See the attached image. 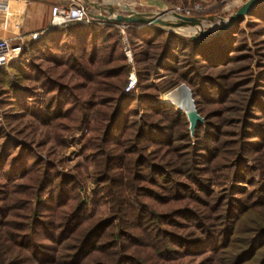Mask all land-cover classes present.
I'll return each instance as SVG.
<instances>
[{
	"label": "trees",
	"instance_id": "obj_1",
	"mask_svg": "<svg viewBox=\"0 0 264 264\" xmlns=\"http://www.w3.org/2000/svg\"><path fill=\"white\" fill-rule=\"evenodd\" d=\"M119 27L47 26L0 68V264H264V2L209 41L126 24L127 94ZM155 76L190 91L193 136Z\"/></svg>",
	"mask_w": 264,
	"mask_h": 264
},
{
	"label": "rangeland",
	"instance_id": "obj_2",
	"mask_svg": "<svg viewBox=\"0 0 264 264\" xmlns=\"http://www.w3.org/2000/svg\"><path fill=\"white\" fill-rule=\"evenodd\" d=\"M224 1H225L224 3H220V2L216 1L215 3L205 5V2L203 0H190L189 6H184L186 2L182 1L184 3V5H182V4L180 5L179 0H177V1L174 0V2L167 0L166 3L158 2V0H122V3H123L122 5L120 3L119 4L116 3V0H104V2L112 5L115 12L118 14H122V15H129L131 13H153V14H157V13H163L164 12L165 17H167V18L171 17L168 12L171 11L172 8H174V7L175 8L192 7L193 4L199 3V4L203 5V11L200 14L199 13L196 14V16L199 18L200 17L204 18V21L202 23L204 26V30H208L210 32H213L217 29V28H215L217 26L216 24L220 23L218 28L221 26L222 23L220 22V19H228L247 0H224ZM77 2H81V0L74 1V2L68 1L66 3V5L69 6L70 4L77 3ZM96 2L102 6L107 5L106 3L102 2L101 0H96ZM187 4L188 3H186V5ZM53 5H58V4L53 3L52 6ZM92 13L93 14L107 15L106 12H104V13L100 12L99 13V12L94 11L93 9H92ZM210 17H213L216 19L214 21H208V19ZM218 18H220V19H218ZM99 21H101V20H99ZM102 22H104V21H102ZM106 23H109V22H106ZM125 25L121 24V28L119 27V33L121 36V43H122L123 37L128 38L127 34L125 33V31L123 29V28H125L124 27ZM165 30H167V32L176 33V34H178L184 38H189L190 36L193 35V34L183 33V32H180L178 30H169V29H165ZM242 30H243L244 34L246 35V37H248V33L245 32V29L243 28ZM37 40H35V41H37ZM209 40L210 39H207V40L202 39L200 41H209ZM32 42H34V41H32ZM249 45H250V42H249ZM13 48L17 49V47H13ZM20 51H21V48H20ZM18 53H16V55ZM131 58H132V56H131ZM126 62L130 66V69H131L129 75L133 74L135 72V67L133 65V58L131 59V63L128 62V60L126 58ZM129 75H128V77H129ZM153 84L157 87V89L160 92V100L162 101V103L165 106L172 108L176 111L179 110L178 112H180V109L175 108L170 102H168L165 99V94L168 91L176 89L178 87H179L178 89H180L179 84H181V83H173V82L168 81L165 77L155 76L153 78ZM126 86H127V84H126ZM132 90H130V91H132ZM127 93L128 92H126V87H125L124 94H127ZM182 111H184V110L181 109V112H180L181 114H183ZM2 117H3V113L0 112V126L1 127L4 126ZM85 134H86L85 128L74 127L65 136V139L67 142V147L62 150V154H61V158H60V164L58 165L59 168L57 167V171L60 172L62 170L63 171L67 170L70 167H72L74 165V163L79 162L81 160L80 155H79L80 154V144H79L78 140L80 138H82ZM14 136H15L14 134H10L8 137L7 143L12 144L13 142H23V140L17 139ZM191 136H193V135H191ZM39 157H40V159L47 161L46 155L44 153H41L39 155ZM91 171H92V166L88 165L85 167L84 164H81L80 172L82 174V177H83L82 179L84 180V184H85V187L87 189V193L84 194V192L81 191V195L83 198H86L87 200L91 199V190L90 189L94 186L92 183V180L90 178ZM237 187L238 188H247V186H244V185H236L235 188H237ZM106 214H107V207L103 205V206L98 207L96 212L93 213V216L101 218V217L105 216Z\"/></svg>",
	"mask_w": 264,
	"mask_h": 264
},
{
	"label": "water",
	"instance_id": "obj_3",
	"mask_svg": "<svg viewBox=\"0 0 264 264\" xmlns=\"http://www.w3.org/2000/svg\"><path fill=\"white\" fill-rule=\"evenodd\" d=\"M81 2L86 5V7L93 9L96 12H106L107 15L94 14V18L109 22V23H118V24H135L139 26H156L163 29L177 30V29H196L198 32L189 38L192 40H207L218 37L220 34L231 29L236 23L245 18L247 14L256 8L259 4L263 3L264 0H247L242 4L234 14H232L228 19H220L222 23L219 28L215 31L210 32L204 30L202 17H184L182 15L176 14L172 11H169L171 18L165 17V13H131L129 15H122L115 12L112 5L108 4L102 6L96 2V0H81ZM216 18L210 17L208 21H214ZM183 88L186 98H185V108L183 114L186 116L188 121V130L190 135H193L196 127L199 124L203 123V119L199 116L194 106L190 91L184 84H179ZM179 111V110H178ZM181 112V111H180Z\"/></svg>",
	"mask_w": 264,
	"mask_h": 264
},
{
	"label": "crops",
	"instance_id": "obj_4",
	"mask_svg": "<svg viewBox=\"0 0 264 264\" xmlns=\"http://www.w3.org/2000/svg\"><path fill=\"white\" fill-rule=\"evenodd\" d=\"M68 1L78 0H0V39L12 41V46L17 47V53L27 42L31 41L33 34H41L49 24V13L53 3L66 5ZM104 2V0H101ZM177 1V0H176ZM180 5L190 0H179ZM206 4L215 3L217 0H203ZM221 0L220 2H223ZM166 3V0H158ZM120 3L122 0H116ZM121 7V6H120Z\"/></svg>",
	"mask_w": 264,
	"mask_h": 264
},
{
	"label": "built area",
	"instance_id": "obj_5",
	"mask_svg": "<svg viewBox=\"0 0 264 264\" xmlns=\"http://www.w3.org/2000/svg\"><path fill=\"white\" fill-rule=\"evenodd\" d=\"M74 2V1H70ZM172 12L182 15L184 17H197L196 14H200L203 11V5L196 3L192 7L184 8H172ZM94 14L90 12L89 8L86 7L82 2L72 3L67 5H53L49 13V24L48 28L61 26L69 22L89 24L94 22ZM47 28V29H48ZM40 37V34H33L31 40L35 41ZM122 45L124 54L131 63V51L127 44V39L122 38ZM17 49L12 46V41L7 39H0V68L9 64L16 56ZM136 85L135 74H130L128 77V83L126 86V92L132 90Z\"/></svg>",
	"mask_w": 264,
	"mask_h": 264
},
{
	"label": "bare ground",
	"instance_id": "obj_6",
	"mask_svg": "<svg viewBox=\"0 0 264 264\" xmlns=\"http://www.w3.org/2000/svg\"><path fill=\"white\" fill-rule=\"evenodd\" d=\"M104 3H106V2H104ZM216 25L217 26L215 28H218V26L220 25V23L219 24H216ZM177 30L180 31V32H183V33L193 34V35L198 32V30H196V29H190V28H187V29H177ZM178 88L168 91L165 94V99L168 102H170L175 108H178L181 111V109L184 110V108H185L184 104H185L186 94H185V92H184V90H183L182 87H180V89H178Z\"/></svg>",
	"mask_w": 264,
	"mask_h": 264
}]
</instances>
